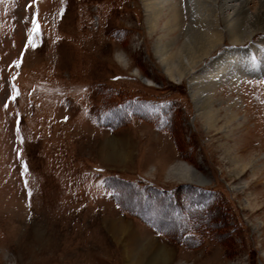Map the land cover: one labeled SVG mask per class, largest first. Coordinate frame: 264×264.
Here are the masks:
<instances>
[{"label":"rangeland","instance_id":"374dc122","mask_svg":"<svg viewBox=\"0 0 264 264\" xmlns=\"http://www.w3.org/2000/svg\"><path fill=\"white\" fill-rule=\"evenodd\" d=\"M147 12L144 0H0V264H155L162 252L264 264V32L226 34L173 80L157 44L173 52L183 32L172 44L167 15L152 32ZM229 47L244 64L236 84L212 64ZM191 79L215 88L216 128Z\"/></svg>","mask_w":264,"mask_h":264},{"label":"bare ground","instance_id":"6f19581e","mask_svg":"<svg viewBox=\"0 0 264 264\" xmlns=\"http://www.w3.org/2000/svg\"><path fill=\"white\" fill-rule=\"evenodd\" d=\"M252 1L255 2L254 8L251 5ZM187 4L192 5L193 11L189 24L185 25L180 0H144V5L148 11V28L152 32L157 27L159 17L164 14L167 15L164 25L171 31L179 33L176 39L173 38L172 44H176L180 32H183V42L180 46H175L176 49L173 52L170 51V47L164 46L160 42L157 44V51L164 69L173 80L181 81L183 77L195 72V69L224 42L226 34L233 44H241L245 38L252 39L254 34L264 32V0H187ZM221 22L224 23L223 28L220 26ZM263 44L264 42L260 46L264 48ZM254 48L263 51L260 47L257 48L253 45L252 48L251 46V49ZM237 54L239 53L233 47L226 48L219 57L214 58L212 63L213 65L219 64L215 69L224 72L226 76L229 73L232 74V70L235 72L230 79L231 81L228 79L230 84L241 81L239 75L243 72L241 69H243L244 64L232 59ZM246 63L247 65L250 64L249 62ZM146 80L149 84H153L150 79L147 78ZM191 81H193L191 85H195L192 96L201 116L205 118L210 128H216L218 121L216 110L218 109L215 110V105L221 100L216 97L215 88L208 87L206 89L199 84L196 85L194 79ZM213 85L217 86V83L215 82ZM203 92L206 93L204 98H201L200 95ZM235 105L237 106L238 103L234 101V103L228 102L225 106L227 111L225 114L226 122H231L238 117L239 112L233 108ZM185 169L187 176L200 177L199 172L194 167L185 165ZM159 256L160 259L155 264H167L169 254L162 252Z\"/></svg>","mask_w":264,"mask_h":264},{"label":"snow or ice","instance_id":"6c2138e0","mask_svg":"<svg viewBox=\"0 0 264 264\" xmlns=\"http://www.w3.org/2000/svg\"><path fill=\"white\" fill-rule=\"evenodd\" d=\"M33 31H39V27H38V25L36 24L35 21H34V29H33Z\"/></svg>","mask_w":264,"mask_h":264}]
</instances>
